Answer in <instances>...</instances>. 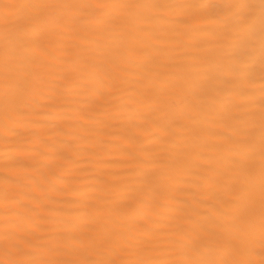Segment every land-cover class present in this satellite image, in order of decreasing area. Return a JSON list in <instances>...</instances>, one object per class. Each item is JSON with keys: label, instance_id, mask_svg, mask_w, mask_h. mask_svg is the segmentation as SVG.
I'll list each match as a JSON object with an SVG mask.
<instances>
[{"label": "bare ground", "instance_id": "bare-ground-1", "mask_svg": "<svg viewBox=\"0 0 264 264\" xmlns=\"http://www.w3.org/2000/svg\"><path fill=\"white\" fill-rule=\"evenodd\" d=\"M207 2L0 0V264H264L260 0Z\"/></svg>", "mask_w": 264, "mask_h": 264}, {"label": "snow or ice", "instance_id": "snow-or-ice-1", "mask_svg": "<svg viewBox=\"0 0 264 264\" xmlns=\"http://www.w3.org/2000/svg\"><path fill=\"white\" fill-rule=\"evenodd\" d=\"M207 10L219 9L223 15L225 30L237 39H243L251 35L256 28L257 18L255 15V4L253 0H223V3H207L199 5ZM259 27L262 42H264V0H260Z\"/></svg>", "mask_w": 264, "mask_h": 264}]
</instances>
